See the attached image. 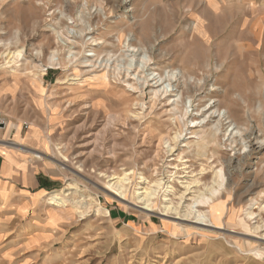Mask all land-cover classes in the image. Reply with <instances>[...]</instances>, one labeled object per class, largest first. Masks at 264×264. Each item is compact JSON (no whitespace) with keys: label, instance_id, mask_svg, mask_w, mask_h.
Returning <instances> with one entry per match:
<instances>
[{"label":"rangeland","instance_id":"rangeland-1","mask_svg":"<svg viewBox=\"0 0 264 264\" xmlns=\"http://www.w3.org/2000/svg\"><path fill=\"white\" fill-rule=\"evenodd\" d=\"M233 11L0 0L3 149L66 199L0 214V264H264V28ZM53 114L44 148L21 139Z\"/></svg>","mask_w":264,"mask_h":264},{"label":"crops","instance_id":"crops-1","mask_svg":"<svg viewBox=\"0 0 264 264\" xmlns=\"http://www.w3.org/2000/svg\"><path fill=\"white\" fill-rule=\"evenodd\" d=\"M195 1L209 5V9L215 10L217 13L220 11L229 12L230 14H227L226 17L230 20L236 17L233 10L240 9L241 12H246V19L250 22L249 26L255 29L264 28V0ZM54 115L50 116L46 122H39V127L29 128L27 125L29 130L25 137L20 136L21 139L39 149L44 148L48 143L46 129H49L50 123L55 125L57 122L58 117H53ZM7 133V130L0 128V214H3L4 218L17 216L24 219L31 213H35L31 219H43L51 223L50 221H53L52 219L59 209L49 203V197L52 194L61 193L59 183L44 173L39 172L37 176L29 163H23V161H30L28 157L21 158L15 156L11 151L3 149ZM53 136L55 137L54 134ZM48 210H52V212H48ZM41 224L43 223L36 224V227L39 228Z\"/></svg>","mask_w":264,"mask_h":264},{"label":"bare ground","instance_id":"bare-ground-1","mask_svg":"<svg viewBox=\"0 0 264 264\" xmlns=\"http://www.w3.org/2000/svg\"><path fill=\"white\" fill-rule=\"evenodd\" d=\"M20 54H21V51H13V54H12V56H10L9 57V59H16V60H18L19 58H20ZM18 58V59H17ZM56 60V57H55V54L54 55H52V58H51V61H55ZM58 60V59H57ZM172 78H174V77H177V74L176 73H173V74H171L170 75ZM101 77L103 78V79H107V76L104 74V75H101ZM153 79H157L156 77H154ZM162 78H158L157 79V81L156 82H159L160 80H161ZM129 85L131 86V87H133L134 85L133 84H131V83H129ZM129 86V87H130ZM168 86L169 87H171V83H169L168 84ZM206 89V87H200V92H204V90ZM206 91V90H205ZM194 97V96H193ZM195 97H196V95H195ZM221 104L222 103H214V105L213 106H210L209 107V109L210 108H212V107H215L214 108V110H213V114H216V112H218V116H219V120L220 121H222V120H230L229 122H231V124H230V126H234L233 127V130L234 129H236V127H237V122H233V120H231L232 119V115H231V113H230V110L229 109H226V108H222L221 107ZM193 122V121H192ZM217 134V132L215 133V135ZM252 134H253V132H252ZM251 138V137H250ZM253 138V137H252ZM247 144V143H246ZM222 180H224V178L222 179ZM222 182H224V181H222ZM216 183H218V185L220 186L221 185V183L220 182H218V181H216ZM218 190H219V188H215V187H212V189L210 190V195H206L204 192H203V194H201V199H202V201L203 200H208V199H211L212 198V195H214L216 192H218ZM64 195V194H63ZM200 197V196H199ZM68 199V198H67ZM66 201V199L65 198H63V197H61V196H59L58 195V193L57 194H53L51 197H49V203H55V204H63L64 202ZM148 201V200H147ZM73 205H74V207H77V208H79V207H84L85 206V203L84 202H82V201H75V202H73L72 203ZM256 253V252H255ZM259 254V253H258ZM261 255V254H260Z\"/></svg>","mask_w":264,"mask_h":264}]
</instances>
